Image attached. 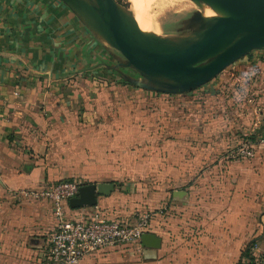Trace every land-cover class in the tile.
<instances>
[{
	"label": "crops",
	"instance_id": "1",
	"mask_svg": "<svg viewBox=\"0 0 264 264\" xmlns=\"http://www.w3.org/2000/svg\"><path fill=\"white\" fill-rule=\"evenodd\" d=\"M94 44L61 0H0V264H40L57 223L48 199L14 191L68 177L114 183L93 205H68L69 216L134 222L149 211L145 231L160 238L152 257L138 240L81 264H248L264 249V113L254 126V113H134L149 94L81 68ZM262 58L235 72L264 86ZM246 131L253 155L228 156Z\"/></svg>",
	"mask_w": 264,
	"mask_h": 264
},
{
	"label": "water",
	"instance_id": "2",
	"mask_svg": "<svg viewBox=\"0 0 264 264\" xmlns=\"http://www.w3.org/2000/svg\"><path fill=\"white\" fill-rule=\"evenodd\" d=\"M61 1L87 28L121 52L123 65L144 78L126 76V80L145 89L168 93L193 90L252 49L264 47V0H214L227 11L207 16L198 10L195 17L204 23L200 29L168 36L142 31L116 0ZM113 187L112 181L81 183L68 204L93 205L97 194H108ZM140 241L143 255L154 256L160 238L144 231Z\"/></svg>",
	"mask_w": 264,
	"mask_h": 264
},
{
	"label": "rangeland",
	"instance_id": "3",
	"mask_svg": "<svg viewBox=\"0 0 264 264\" xmlns=\"http://www.w3.org/2000/svg\"><path fill=\"white\" fill-rule=\"evenodd\" d=\"M88 1H90L91 3H95L94 0ZM116 1L124 9L128 10L132 14V18L134 21L139 19L137 20L136 24L142 31L158 36L186 34L200 29L204 25V23H200L195 17L198 10H201V12L207 16H216L227 11L224 7H222V5H220V3L217 4V2L215 1V4L214 0H153L147 5V8L145 10H143L142 7L137 4V0ZM210 5L213 7H211ZM203 6H210L209 11L204 10L202 8ZM139 13L143 16H141ZM149 21L151 24L149 23ZM138 22L139 24H143L139 25ZM146 22H148L150 25ZM81 23L82 25H84V27H86L83 21H81ZM87 29L89 33H91V36L94 38L95 44L93 48V57L85 58L82 55L80 66L81 68L84 66L87 67V70H84L85 72L87 71L88 73H91V71L94 69L93 71H96L98 73H106L109 77H115L118 79H126V76H130L136 79H144L136 69L132 68L131 66L123 65L122 61H125V57L116 47L96 34L95 30L93 31L92 29ZM84 33L87 32L85 31ZM82 35L83 36L80 38L79 47H83V49H86V47L89 46V48H91L92 42L90 43V39L86 40V37L84 38L83 33ZM82 42L84 45H86L85 47L83 46ZM83 49H81L82 52ZM86 51L88 50L86 49L85 52ZM261 53L264 55V47L254 48L249 53L227 65L221 71V73L225 72L229 75L228 77L230 80L225 84L219 83L220 77L222 76L221 73L217 74L209 81L203 83L202 86L210 88L208 95H201L203 98L200 97L201 88H196L193 91H186L182 93L162 94L150 89H144L138 86H134L136 91H139L137 93H141L143 89L145 93L149 94L150 101H145L144 103L134 102L135 108L132 110L134 111V113L135 111L136 113H142V110L145 113H220L221 115H226L228 117L229 113H250V107L247 106V102L244 104V101L242 102V100L238 98L240 97L237 95V88L239 87V85L234 84L233 81L235 80L231 77L236 71V64H239L246 60H251L253 57L258 56ZM261 72H264V70H262ZM130 86L133 87L132 85ZM242 86H240V89H242ZM246 87L244 86L245 89ZM258 89H261L259 90L260 93H262V91L264 92V86H262V84H259ZM244 92H246V90H244ZM154 95H159L161 98H157L156 100H154L152 97ZM133 98L136 100V98L138 97L137 95H135L133 96ZM260 104L261 106H263V110L261 113H264L263 98ZM154 108H157V111ZM253 119L254 121H252L254 125L256 119Z\"/></svg>",
	"mask_w": 264,
	"mask_h": 264
},
{
	"label": "built area",
	"instance_id": "4",
	"mask_svg": "<svg viewBox=\"0 0 264 264\" xmlns=\"http://www.w3.org/2000/svg\"><path fill=\"white\" fill-rule=\"evenodd\" d=\"M233 76L239 81L242 79L236 72ZM249 101H253V98L249 97ZM253 111L256 119L261 113L260 107L254 105ZM248 133L244 132L245 135ZM252 144V140L246 137L235 151H230V155L249 157L254 153ZM79 186L80 183L75 179H60L41 188L14 191L15 194H22L25 197L48 199L57 217L49 246L40 264H81L85 254L108 245L138 241L148 228L149 211L141 213L134 222L105 217L97 212L84 213L77 217L69 216L66 212V203L70 197L78 194ZM248 264H264V249L252 251L248 255Z\"/></svg>",
	"mask_w": 264,
	"mask_h": 264
},
{
	"label": "trees",
	"instance_id": "5",
	"mask_svg": "<svg viewBox=\"0 0 264 264\" xmlns=\"http://www.w3.org/2000/svg\"><path fill=\"white\" fill-rule=\"evenodd\" d=\"M222 71V70H221ZM221 71H220V73H221ZM222 74V76H221V83H226L227 81H229L230 79H229V75L227 74V73H221ZM231 78H233L235 81H233V83L234 84H236V85H239V87L237 88V90H238V93H237V95L238 96H240V97H238L240 100H242V102L244 101V104L247 102V106H249L250 107V113H254V111H253V106L254 105H258L259 107H260V111L262 112V110H263V106H261V100H262V98L264 99V95H263V91H262V93H260L259 92V90H261V89H258V86H259V84H256V83H253V81L252 80H250L249 78H247V77H245L244 79H241L240 81L239 80H237V79H235L233 76L231 77ZM122 82H124V83H126V84H129V85H132V86H138V85H134L133 83H131L130 81H127L126 79H120ZM243 85V86H242ZM240 86H242L241 88L242 89H240ZM244 86L246 87V89L244 88ZM138 87H140V86H138ZM141 88H143V87H141ZM244 88V89H243ZM145 89V88H144ZM196 89V88H195ZM195 89H193V90H195ZM151 90V89H150ZM244 90H246V92H244ZM153 91H155V90H153ZM191 91V90H190ZM155 92H159V93H162V94H174V93H168V92H161V91H155ZM186 92V91H185ZM178 93H182V92H178ZM201 95V94H200ZM249 97H252L253 98V101H249ZM245 114V113H244ZM232 114L231 113H229V116H231ZM253 115H255V113L253 114ZM255 117V116H254ZM242 140L244 139V138H246V137H249L250 139L253 137V135H250V134H244V132L242 133ZM241 140V141H242ZM235 148L236 147H230L228 150H227V152H228V156H230V157H236V158H243V157H239L237 154H232V155H230V151H235ZM65 179H73V178H65ZM68 202L66 203V207H68ZM114 218H119V217H114ZM120 219H122V218H120Z\"/></svg>",
	"mask_w": 264,
	"mask_h": 264
},
{
	"label": "bare ground",
	"instance_id": "6",
	"mask_svg": "<svg viewBox=\"0 0 264 264\" xmlns=\"http://www.w3.org/2000/svg\"><path fill=\"white\" fill-rule=\"evenodd\" d=\"M151 1H153V0H137V4H138L140 7H142L143 10H145V9L147 8V5H148ZM155 2H156V1H155ZM214 3H215V1H214ZM214 3H213V4H214ZM215 4H216V3H215ZM215 4H214V5H215ZM217 4H219V3L217 2ZM220 5H221V4H220ZM210 6H211V5H210ZM210 6H209V7H210ZM209 7H207V6H203L202 8H203L204 10H206V11H207V10L209 11ZM211 7H213V6H211ZM222 7H224V6H222ZM224 8H225V7H224ZM139 9H141V8H139ZM211 9H212V8H211ZM225 9H226V8H225ZM136 10H138V9H136ZM143 10H142V11H143ZM140 13H141V12H140ZM140 13H139V14H140ZM140 15L143 16L142 14H140ZM141 16H140V17H141ZM137 18H138V17H137ZM146 19H147V17H146ZM137 20H139V19H137ZM137 20H135V22H137ZM141 20H143V19H141ZM150 20H151V19H150ZM143 21H145V20H143ZM146 23L149 24L150 21H149V23H148V22H146ZM146 23H145V25H146ZM138 24H139V22H138ZM141 24H143V23H141ZM141 24H139V25H141ZM150 24H151V23H150ZM150 24H149V25H150ZM143 26H144V25H143Z\"/></svg>",
	"mask_w": 264,
	"mask_h": 264
}]
</instances>
